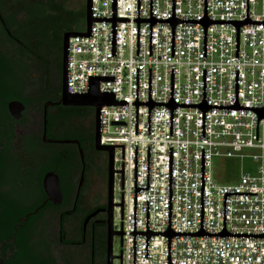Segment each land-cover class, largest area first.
I'll use <instances>...</instances> for the list:
<instances>
[{
	"label": "built area",
	"instance_id": "2783aa9c",
	"mask_svg": "<svg viewBox=\"0 0 264 264\" xmlns=\"http://www.w3.org/2000/svg\"><path fill=\"white\" fill-rule=\"evenodd\" d=\"M90 16L65 86L114 101L98 116L121 188L113 263L264 264V0H90ZM221 159L248 168L228 184Z\"/></svg>",
	"mask_w": 264,
	"mask_h": 264
},
{
	"label": "flooded vegetation",
	"instance_id": "af4514ba",
	"mask_svg": "<svg viewBox=\"0 0 264 264\" xmlns=\"http://www.w3.org/2000/svg\"><path fill=\"white\" fill-rule=\"evenodd\" d=\"M44 4L0 0V264H107V154L95 148L94 108L59 103L62 38L50 53L40 20ZM10 102L24 110L10 109ZM66 140L77 143L50 142ZM87 150L104 170V193L88 182ZM50 172L60 197L44 188Z\"/></svg>",
	"mask_w": 264,
	"mask_h": 264
},
{
	"label": "water",
	"instance_id": "95a60500",
	"mask_svg": "<svg viewBox=\"0 0 264 264\" xmlns=\"http://www.w3.org/2000/svg\"><path fill=\"white\" fill-rule=\"evenodd\" d=\"M84 21H85V32H75V31H66L62 35V73H61V89H60V100L59 103L64 106H92L95 110V148L98 151H103L107 154V205L109 211V234H108V258L107 264H111V261L114 257L111 255L112 252V237L113 236H121V232H116L112 230L111 221H112V211L115 204L113 203V188H114V169H113V147L111 146H103L99 144V124H98V116L100 107L103 105L113 104V98L111 95L107 94H99L95 88V85L92 86L90 93L84 96H75L69 95L66 92V56H67V47H68V39L70 37L79 35L86 36L89 33V27L93 19L90 16V0H84ZM10 109H14L17 112H21L24 110V106L20 102H10L8 104ZM46 104L44 105L43 110V125H44V139H45V128L47 123V111ZM259 119L264 118V109L259 113ZM46 141V139H45ZM50 142H75L76 141H50ZM79 159L81 163H84L83 151L79 149ZM43 185L46 192L51 196V193L57 197H60V188H59V180L57 176L53 173H47L43 180ZM54 197V196H52Z\"/></svg>",
	"mask_w": 264,
	"mask_h": 264
},
{
	"label": "rangeland",
	"instance_id": "374dc122",
	"mask_svg": "<svg viewBox=\"0 0 264 264\" xmlns=\"http://www.w3.org/2000/svg\"><path fill=\"white\" fill-rule=\"evenodd\" d=\"M41 2V1H40ZM45 4H52L53 6L61 7V8H66L68 11H73L76 12L78 11L83 5H84V0H44ZM41 18V15H40ZM80 31L85 30V21H83V24L79 27ZM46 42H49L47 47L50 51V53H54L56 48L52 45L51 46V38L45 34V39ZM48 52V53H49ZM28 120H31V116L28 115ZM261 131L263 132V138H264V126L261 127ZM60 145H57L56 148H59ZM87 158L89 160V168L87 172V179L88 182H91L95 180V190H98L101 193L106 192V180H104V170L102 169L101 164L99 163H94L93 156L91 152L87 150ZM76 162L79 163L78 157L76 156ZM214 163L216 165L215 167V173L218 174L220 177L224 179L223 182H225V179H229V181H226L228 184H233L236 181V178L238 177V173L240 169L247 170L248 165L246 162L240 164L239 161L237 160H230V159H221V160H214ZM222 182V184H223ZM221 183V182H220ZM115 189H114V200L115 203H119L121 200V188H120V183L115 180ZM118 215H119V210H114L113 213V221L116 225L119 224L118 220ZM120 252V242L119 238L115 237L113 240V254L118 255ZM116 264V263H113Z\"/></svg>",
	"mask_w": 264,
	"mask_h": 264
},
{
	"label": "trees",
	"instance_id": "16d2710c",
	"mask_svg": "<svg viewBox=\"0 0 264 264\" xmlns=\"http://www.w3.org/2000/svg\"><path fill=\"white\" fill-rule=\"evenodd\" d=\"M40 15L42 30L51 38L52 45L57 49L61 44L64 31H80L79 27L84 21V5L78 11L73 12L52 4H44ZM60 159L62 156L57 155V163Z\"/></svg>",
	"mask_w": 264,
	"mask_h": 264
}]
</instances>
